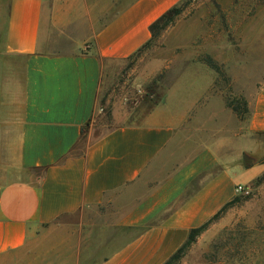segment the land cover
I'll return each mask as SVG.
<instances>
[{
  "label": "crops",
  "instance_id": "0c3cea01",
  "mask_svg": "<svg viewBox=\"0 0 264 264\" xmlns=\"http://www.w3.org/2000/svg\"><path fill=\"white\" fill-rule=\"evenodd\" d=\"M179 1L111 0L99 24L85 0H0V264H162L233 198L235 128L216 124L209 86L92 124L103 68ZM253 94L249 135L264 133V83Z\"/></svg>",
  "mask_w": 264,
  "mask_h": 264
},
{
  "label": "rangeland",
  "instance_id": "374dc122",
  "mask_svg": "<svg viewBox=\"0 0 264 264\" xmlns=\"http://www.w3.org/2000/svg\"><path fill=\"white\" fill-rule=\"evenodd\" d=\"M85 1L92 17L100 16L101 24L102 12L111 0ZM183 2L177 5L181 7ZM182 9L173 24L158 32L137 55L103 68L92 124L105 131L123 121L119 120L122 113L140 100H148L145 92L149 86L162 95L178 84L180 96H194L209 86V100L221 97L226 108L213 102L216 124L226 133L235 128V141L229 146L233 152L228 153H233L239 165L225 179L235 182L233 197L240 199L197 237L178 264H264V180L256 183L264 174V133L247 134L248 115L240 120L225 105L236 99L247 104L254 88L264 83V0H193ZM88 27L82 23L80 34ZM205 57L218 65L219 73L202 61ZM236 186L244 191L236 193ZM65 222L71 227L75 220Z\"/></svg>",
  "mask_w": 264,
  "mask_h": 264
},
{
  "label": "trees",
  "instance_id": "16d2710c",
  "mask_svg": "<svg viewBox=\"0 0 264 264\" xmlns=\"http://www.w3.org/2000/svg\"><path fill=\"white\" fill-rule=\"evenodd\" d=\"M184 1L185 2H183V5L181 7H179L178 5H175L174 7L170 8L165 13H163L156 21H154L150 25L149 31L151 33V38L141 49H139L131 57L137 55L143 48L149 45L158 32L164 30L167 26L173 24L175 19L182 12L183 10L182 7L185 5V3L189 1H193V0H184ZM202 61L210 69H212L216 73H219L218 65L210 57H205L204 59H202ZM162 96L163 94L159 95V93L156 91L155 86L147 87L146 92H145L146 98L149 99L150 97H153V98L156 97V99L159 100L161 99ZM149 100H151V98ZM225 105L240 120H244L245 116L248 115V107H247L246 102L243 100H240V99L227 100L225 102ZM262 180H264V174L260 178L256 179V183H259ZM239 199H240L239 196H234L233 198H231V200L226 202L213 216H211L203 224H201L200 226L196 228H192L191 230H189L185 242L172 255H170V257H168V259L163 264H178L179 261L185 256L187 251L190 249V247L195 243L197 237H199L213 222H215L228 208H230Z\"/></svg>",
  "mask_w": 264,
  "mask_h": 264
},
{
  "label": "built area",
  "instance_id": "2783aa9c",
  "mask_svg": "<svg viewBox=\"0 0 264 264\" xmlns=\"http://www.w3.org/2000/svg\"><path fill=\"white\" fill-rule=\"evenodd\" d=\"M244 191V188L242 186H236L235 192L236 193H242Z\"/></svg>",
  "mask_w": 264,
  "mask_h": 264
}]
</instances>
